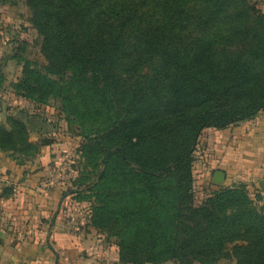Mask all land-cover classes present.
<instances>
[{
  "label": "trees",
  "instance_id": "1",
  "mask_svg": "<svg viewBox=\"0 0 264 264\" xmlns=\"http://www.w3.org/2000/svg\"><path fill=\"white\" fill-rule=\"evenodd\" d=\"M25 4L47 64L39 71L19 59L21 79L13 89L39 105L60 99L65 118L87 139L83 151L98 149L100 164L109 170L103 172L92 219H125L127 212L116 215L118 207L131 208L137 196H146L151 211L130 210L121 227L136 230L161 259L181 261L184 255L208 264L238 238L247 245L237 249V258L264 264V219L245 188H229L190 210L199 228L188 229L178 243L170 223L178 217L175 205L184 203L178 190L191 179V156L201 132L225 130L264 111V14L251 16L244 0ZM209 28L217 29L210 39L194 37ZM218 46H240L246 53L218 55ZM157 57L150 76L141 78V69ZM119 77L129 82L127 97ZM5 122L9 129L0 125V149L35 155L38 148L23 125L11 118Z\"/></svg>",
  "mask_w": 264,
  "mask_h": 264
},
{
  "label": "rangeland",
  "instance_id": "2",
  "mask_svg": "<svg viewBox=\"0 0 264 264\" xmlns=\"http://www.w3.org/2000/svg\"><path fill=\"white\" fill-rule=\"evenodd\" d=\"M244 1L250 7L251 16L264 14V0ZM216 33V28H209L199 30L193 35L206 41ZM40 48L41 38L31 24V14L25 0H0V68L4 61L15 56L18 60L27 61L42 71L47 63ZM215 50L218 55L221 51L225 54L246 53L245 48L240 46H218ZM159 61L157 57L144 66L140 71L141 78H148ZM11 66L7 67L6 83L0 82V116L4 121L11 118L22 124L29 141L37 146L38 151L32 157H22L14 153L5 155V158L23 164L27 172L33 170L35 176L47 182V191L55 188L54 191L59 194L58 204L48 215V221L59 226L61 230L65 228L71 236V245L65 254L69 263L66 264H200L184 255L181 261L161 259L160 255H155V252L148 248L145 240L137 238L136 230L123 232L121 221L127 220L132 214L130 210L140 213L151 211V203L146 196H137L133 200L137 203L131 208L118 207L119 212L116 215L122 216L127 212L128 216L125 219L113 217L110 223L92 219V212L96 207L95 196L102 188L103 172L109 169L100 164L101 154L97 148L91 150L93 152L83 151L87 139L81 134L76 123H70L71 121L65 118L60 99H48L45 104L39 105L23 99L11 89L12 81L17 74V66L15 64ZM120 79L126 87L127 97L130 91L129 82ZM227 143H229L227 129H204L201 132L191 156V179L178 190L177 199L184 200V203L175 205V208H178L175 213L178 217L170 221L171 231L176 232L171 234L175 242L184 239L188 229L194 231L199 228L195 226L198 219L191 216L190 210L203 207L215 195L229 188H245L253 210L264 219V191H261L257 182L250 185L247 190L249 185H227V175L221 184H214L211 179V174L213 177L214 172L220 171L215 170L218 166L214 165L215 161L227 156ZM225 173L227 174V171ZM108 177L113 178L109 174ZM115 177L117 176L114 175ZM171 214L173 213L169 216ZM181 227L183 230L179 233ZM122 232L125 234V242L120 235ZM246 245L238 238L233 243H226L223 245V256L216 261L210 260L208 264H246L237 258V254L240 255L237 249ZM60 250L56 254L57 262L61 261L64 255L63 249Z\"/></svg>",
  "mask_w": 264,
  "mask_h": 264
},
{
  "label": "crops",
  "instance_id": "3",
  "mask_svg": "<svg viewBox=\"0 0 264 264\" xmlns=\"http://www.w3.org/2000/svg\"><path fill=\"white\" fill-rule=\"evenodd\" d=\"M17 60L18 57L12 56L0 68V82L6 83L7 67L17 66L12 90L21 79V64ZM0 125L9 129L2 116ZM227 138V156L215 161L214 165H218L215 170L224 172L225 179L227 175V185H249V190L250 185L259 184L264 174V112L228 128ZM8 154L13 152L0 149V264L69 263L65 254L71 245V236L65 228L61 230L48 221V215L58 204L59 194L55 188L47 191L45 180L35 176L33 170L27 172L16 160L5 158ZM60 249L64 255L57 262Z\"/></svg>",
  "mask_w": 264,
  "mask_h": 264
},
{
  "label": "water",
  "instance_id": "4",
  "mask_svg": "<svg viewBox=\"0 0 264 264\" xmlns=\"http://www.w3.org/2000/svg\"><path fill=\"white\" fill-rule=\"evenodd\" d=\"M225 180V174L221 171H216L213 174L212 181L214 184H221ZM259 187L261 191H264V174L262 180L259 182Z\"/></svg>",
  "mask_w": 264,
  "mask_h": 264
}]
</instances>
